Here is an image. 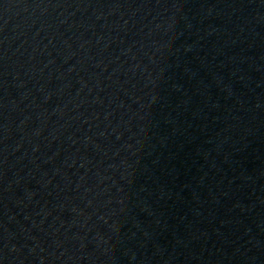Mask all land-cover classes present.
Returning <instances> with one entry per match:
<instances>
[{
	"label": "water",
	"instance_id": "95a60500",
	"mask_svg": "<svg viewBox=\"0 0 264 264\" xmlns=\"http://www.w3.org/2000/svg\"><path fill=\"white\" fill-rule=\"evenodd\" d=\"M0 264H264V0H0Z\"/></svg>",
	"mask_w": 264,
	"mask_h": 264
}]
</instances>
